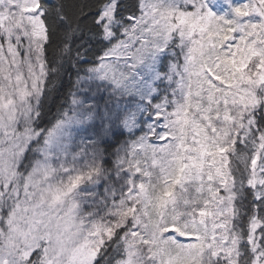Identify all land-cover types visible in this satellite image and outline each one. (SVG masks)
Wrapping results in <instances>:
<instances>
[{
  "label": "snow or ice",
  "instance_id": "obj_1",
  "mask_svg": "<svg viewBox=\"0 0 264 264\" xmlns=\"http://www.w3.org/2000/svg\"><path fill=\"white\" fill-rule=\"evenodd\" d=\"M0 264H264V0H0Z\"/></svg>",
  "mask_w": 264,
  "mask_h": 264
}]
</instances>
